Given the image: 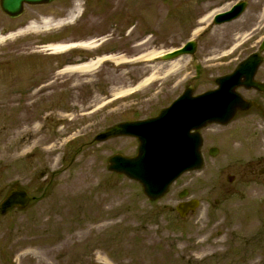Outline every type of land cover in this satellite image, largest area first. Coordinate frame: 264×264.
Listing matches in <instances>:
<instances>
[{"label": "rangeland", "instance_id": "obj_1", "mask_svg": "<svg viewBox=\"0 0 264 264\" xmlns=\"http://www.w3.org/2000/svg\"><path fill=\"white\" fill-rule=\"evenodd\" d=\"M233 1L54 0L26 6L8 25L0 12L1 35L25 29L0 43V200L11 186L33 197L0 217V264H264V164L243 167L249 160L239 156L249 138L253 156L264 147V116L206 130L231 141L221 139L215 157L206 154L201 170L154 203L136 182L106 169L109 155L129 154L134 143L93 140L115 123L155 115L188 84L195 93L210 88L257 49L264 0H248L235 21L211 24L209 14ZM91 38L105 41L46 49ZM190 39L193 55L159 59ZM106 55L114 59L91 71H61ZM183 188L200 207L180 219L173 208Z\"/></svg>", "mask_w": 264, "mask_h": 264}, {"label": "water", "instance_id": "obj_2", "mask_svg": "<svg viewBox=\"0 0 264 264\" xmlns=\"http://www.w3.org/2000/svg\"><path fill=\"white\" fill-rule=\"evenodd\" d=\"M50 1L0 0V7L8 15L16 16L22 11L23 3L41 4ZM240 8L238 7L233 14L225 18L222 17L217 22L237 15L240 12ZM194 49L195 45L189 43L185 48L173 54H167L164 58L170 59L182 53H192ZM249 62L248 60L243 63L237 72L221 81L220 89L215 96L221 97L219 95L220 92L227 94L228 99L225 101L224 108L220 107V103H218L211 109H207L203 114L200 110L209 104L208 98L210 94L193 99L191 97L192 89L189 87L170 108L162 110L158 117L142 122L120 123L98 135L95 138L98 141L121 135L135 136L139 140L138 151L135 157L113 155L108 159V169L139 181L144 193L151 200L163 195L167 191L168 185L181 172L200 166L199 141L194 136L188 134L187 131L192 127L198 128L199 126H203L207 122L218 121L226 123L233 116L237 108H245L247 106L246 103L239 100L234 94L233 83L240 76L247 77L252 74L257 62L252 64ZM251 85L252 82L248 86ZM254 86L257 85L254 84ZM261 89L264 88L261 87ZM28 202L29 198L25 192L12 189L0 205V214H4L7 210L16 206L23 208ZM196 205V201L188 204H179L176 210L183 217L188 209L193 210Z\"/></svg>", "mask_w": 264, "mask_h": 264}, {"label": "bare ground", "instance_id": "obj_3", "mask_svg": "<svg viewBox=\"0 0 264 264\" xmlns=\"http://www.w3.org/2000/svg\"><path fill=\"white\" fill-rule=\"evenodd\" d=\"M43 22L45 25L49 24V21L47 19H44ZM31 26H33V25H31ZM10 37H12V36H10ZM1 40L2 39L0 38V41ZM93 43H94V41L89 40V41H86L85 43H82L79 45L82 46L83 48H91V47H93ZM67 47L68 46H64V45H50V46L46 47V49L51 50L55 53V52L66 50ZM179 58H181V57H179ZM107 59H114V57H104V58L97 59L95 61H89V62L81 64V65H77V66H73V67L69 66V67L64 68L62 72H76V71L87 72V71H91Z\"/></svg>", "mask_w": 264, "mask_h": 264}, {"label": "flooded vegetation", "instance_id": "obj_4", "mask_svg": "<svg viewBox=\"0 0 264 264\" xmlns=\"http://www.w3.org/2000/svg\"><path fill=\"white\" fill-rule=\"evenodd\" d=\"M264 62V59L262 60ZM259 75H260V81L264 82V74L260 72L259 69ZM262 114H264V108L261 111ZM251 164L258 165V164H264V147L259 148L255 151L254 156L250 160ZM264 171V168H263Z\"/></svg>", "mask_w": 264, "mask_h": 264}]
</instances>
